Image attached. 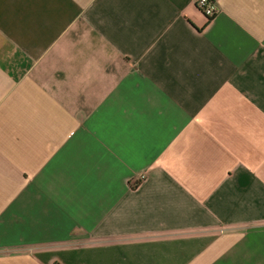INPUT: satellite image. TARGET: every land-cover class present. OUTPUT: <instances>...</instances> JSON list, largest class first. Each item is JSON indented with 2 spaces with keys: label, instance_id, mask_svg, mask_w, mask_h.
I'll use <instances>...</instances> for the list:
<instances>
[{
  "label": "crops",
  "instance_id": "1",
  "mask_svg": "<svg viewBox=\"0 0 264 264\" xmlns=\"http://www.w3.org/2000/svg\"><path fill=\"white\" fill-rule=\"evenodd\" d=\"M0 0V264H264V0Z\"/></svg>",
  "mask_w": 264,
  "mask_h": 264
},
{
  "label": "built area",
  "instance_id": "2",
  "mask_svg": "<svg viewBox=\"0 0 264 264\" xmlns=\"http://www.w3.org/2000/svg\"><path fill=\"white\" fill-rule=\"evenodd\" d=\"M196 7L209 19H213L216 15V11L211 7L210 0H194Z\"/></svg>",
  "mask_w": 264,
  "mask_h": 264
}]
</instances>
